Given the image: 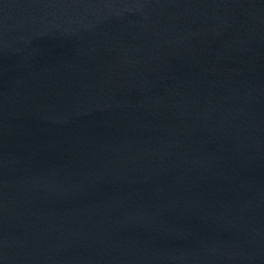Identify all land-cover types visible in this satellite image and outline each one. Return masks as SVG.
Wrapping results in <instances>:
<instances>
[{"label": "water", "instance_id": "obj_1", "mask_svg": "<svg viewBox=\"0 0 264 264\" xmlns=\"http://www.w3.org/2000/svg\"><path fill=\"white\" fill-rule=\"evenodd\" d=\"M0 264H264V0H0Z\"/></svg>", "mask_w": 264, "mask_h": 264}]
</instances>
